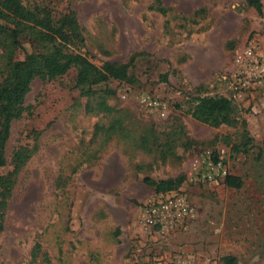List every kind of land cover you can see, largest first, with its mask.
<instances>
[{
  "label": "rangeland",
  "instance_id": "obj_1",
  "mask_svg": "<svg viewBox=\"0 0 264 264\" xmlns=\"http://www.w3.org/2000/svg\"><path fill=\"white\" fill-rule=\"evenodd\" d=\"M23 2L56 21L74 12L81 37L68 49L98 67L130 63L132 82L111 79L86 94L77 67L33 80L0 167L9 183L0 193V264H170L180 253L205 264H226L228 255L264 264V97L251 103L227 78L235 50L264 30V0L261 12L248 0ZM208 32L209 44H199ZM33 33L13 48L0 32V85L11 60L50 50ZM148 92L169 102L166 117L139 105ZM216 94L232 99L234 125L188 113L195 97ZM103 99L113 111L101 109ZM243 121L251 140L235 153ZM207 155L221 156L242 186L199 180ZM146 177L176 180L170 191L187 195L196 217L166 235L147 227L144 206L160 192Z\"/></svg>",
  "mask_w": 264,
  "mask_h": 264
},
{
  "label": "trees",
  "instance_id": "obj_2",
  "mask_svg": "<svg viewBox=\"0 0 264 264\" xmlns=\"http://www.w3.org/2000/svg\"><path fill=\"white\" fill-rule=\"evenodd\" d=\"M248 1L259 12L262 11L261 0ZM165 10L164 7L161 9ZM44 12L46 11L40 8H29L23 0H0V32L10 40L13 48L23 46L22 39L28 29H34L33 35L38 40H44L51 45L49 51L27 52L24 59L11 60L9 74L0 85V167L6 164L4 147L10 135L12 121L25 111L26 108L23 106L25 97L36 77L50 81L66 74L72 67H77V85L83 93L90 95L94 93V86L111 79L132 82L130 63L108 61L98 67L86 55L68 49L69 43L81 37L74 12L64 15L57 21L49 12ZM109 91L115 93L113 89L108 88ZM99 104L105 112L113 111V107L105 99ZM188 113L196 120L215 127L223 124L234 125L237 122L235 105L232 99L225 95H198L194 98ZM246 126L247 122L243 121L244 139L243 142L233 145L235 153L243 151L251 140ZM145 182L154 187L156 192H167L177 188V182L173 179L155 180L146 177ZM242 182L240 176L229 174L224 183L230 187L240 188ZM8 184V180L0 174V193L3 196H7L4 191L9 187ZM224 262L238 264L237 258L230 255L224 257Z\"/></svg>",
  "mask_w": 264,
  "mask_h": 264
},
{
  "label": "built area",
  "instance_id": "obj_3",
  "mask_svg": "<svg viewBox=\"0 0 264 264\" xmlns=\"http://www.w3.org/2000/svg\"><path fill=\"white\" fill-rule=\"evenodd\" d=\"M258 38H252L239 49L233 58L230 78L236 95L242 97L260 87H264V30ZM140 106L159 116L166 117L169 102L151 93H142L137 97ZM229 175L228 168L220 156L218 160L207 155L196 172L199 180L216 182ZM144 223L151 230L166 235L182 227L197 215L195 206L187 195L180 192H160L144 206ZM170 264H205L194 255L177 254Z\"/></svg>",
  "mask_w": 264,
  "mask_h": 264
},
{
  "label": "crops",
  "instance_id": "obj_4",
  "mask_svg": "<svg viewBox=\"0 0 264 264\" xmlns=\"http://www.w3.org/2000/svg\"><path fill=\"white\" fill-rule=\"evenodd\" d=\"M262 33V31H260V33H255L254 34V36L253 37H249L248 38V41L250 40V39H252V38H258V37H260L261 34ZM210 33L208 32V33H205L204 35H202L201 37H200V41H198L199 42V44H202L203 46H207L208 44H209V42H210ZM246 44V43H245ZM244 44V45H245ZM243 45V46H244ZM242 46V47H243ZM242 47H238L236 50H235V52H234V55H235V53L239 50V49H241ZM251 96H250V102L251 103H253V102H258L259 100H261L263 97H264V87H260V88H258L257 90H255V91H252L251 92ZM259 94V95H258ZM228 97V96H227ZM257 98V99H256Z\"/></svg>",
  "mask_w": 264,
  "mask_h": 264
}]
</instances>
